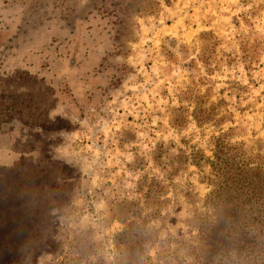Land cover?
<instances>
[{"label": "rangeland", "instance_id": "obj_1", "mask_svg": "<svg viewBox=\"0 0 264 264\" xmlns=\"http://www.w3.org/2000/svg\"><path fill=\"white\" fill-rule=\"evenodd\" d=\"M260 175L264 0H0V264H264Z\"/></svg>", "mask_w": 264, "mask_h": 264}, {"label": "trees", "instance_id": "obj_2", "mask_svg": "<svg viewBox=\"0 0 264 264\" xmlns=\"http://www.w3.org/2000/svg\"><path fill=\"white\" fill-rule=\"evenodd\" d=\"M203 157L199 158L198 160H194L195 164L198 165L199 167H201V162H202ZM227 171L224 172V175H227ZM220 175V174H219ZM262 176L260 175V177L257 180H251L250 182V188H251V192L248 195V200L250 201L247 203V206H239L237 205L234 211H233V215L235 216V219L237 217L238 220H242L243 218H246L248 220L252 221H259L262 220V218L264 217V178H261ZM232 176H227L226 178H223L222 182L220 183V188L219 190H217L216 192H218V201L216 203H219L221 199L224 200V195L231 189V180H232ZM233 183V181H232ZM139 188H141V183L138 186ZM141 191L143 193H145V197L152 196L150 195L152 194V187H150L149 191L150 193L147 195V192H144L143 189H141ZM215 192V189H212L211 192L208 194V196L206 197L207 200L211 197V194ZM234 193H237V195L242 194V192H238V190L233 189ZM228 195H230L229 193H227ZM220 199V200H219ZM222 200V201H223ZM222 205V204H221ZM249 205V206H248ZM222 211L225 213L227 211V206L226 205H222L221 207ZM227 212L225 213L226 216Z\"/></svg>", "mask_w": 264, "mask_h": 264}]
</instances>
